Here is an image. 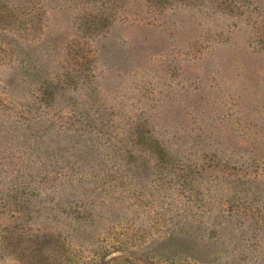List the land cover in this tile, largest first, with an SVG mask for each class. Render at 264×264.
I'll use <instances>...</instances> for the list:
<instances>
[{
  "label": "rangeland",
  "instance_id": "1",
  "mask_svg": "<svg viewBox=\"0 0 264 264\" xmlns=\"http://www.w3.org/2000/svg\"><path fill=\"white\" fill-rule=\"evenodd\" d=\"M2 18L20 29L0 86L30 111L0 134V264H264V226L234 213L264 211L235 188L264 175V0H0ZM42 81L46 133L27 129ZM0 104L1 129L21 105Z\"/></svg>",
  "mask_w": 264,
  "mask_h": 264
},
{
  "label": "trees",
  "instance_id": "2",
  "mask_svg": "<svg viewBox=\"0 0 264 264\" xmlns=\"http://www.w3.org/2000/svg\"><path fill=\"white\" fill-rule=\"evenodd\" d=\"M17 29L19 30L20 29V25L15 23V22H12L10 19L8 18H2L0 19V37L2 39H0V43H7V47L9 49H11L12 51H14V46L11 44V42H13V36H15V31H17ZM10 33L12 34L13 36H9V40L6 41L5 37H6V34L4 33ZM9 35V34H8ZM23 69V68H22ZM6 87H9L11 88V83H3L2 86H0V95L3 96V99H5L7 101V106L8 108H13L12 105H15L17 103V105H21L20 106V109H17L15 112L12 113V115L10 116V122H6L5 125L0 129V134L2 135H8L11 133V130H9L11 127H13L11 124L13 125H16L19 121V119L25 114V113H29L30 111V106H29V103H26V104H22L20 102H17L16 98L13 96V94H11V92H9L7 90ZM31 93L33 96H34V101L36 100V105H38L37 107H35V111H36V114H34V116H31V118L29 119V122H31L32 118L35 117L36 121L29 124L27 126V129H30L31 127L33 129H35L37 132H45L48 131L49 129H52V125L54 124H49V125H44L41 121V116L43 113V110H45L46 108L50 107V103H52L55 99V96L57 94H59V87L57 86H52L50 85L48 82L46 81H42L40 83V85L36 88V89H33V91L29 92ZM35 93V95H34ZM24 105V106H23ZM2 104H0V109L2 108ZM43 108V110H41ZM41 111V112H39ZM39 113V114H37ZM54 119V118H53ZM40 123V124H38ZM55 123H57V128L58 129H61V128H64L65 129V132H69V131H72L74 134H76L78 137H85L86 135H89L90 132H87L83 129H81V125H83V123H81L80 125V128H71V127H67V125H60L58 123L57 120H55ZM85 124V123H84ZM51 125V126H50ZM19 127V126H17ZM15 127V128H17ZM71 129V130H69ZM70 137V136H68ZM73 144H77L79 145V142L78 140H75L73 142ZM157 143L156 142H151V144H149L151 151L153 150L154 153H158L160 154V147L159 145H156ZM148 145V144H147ZM148 146V147H149ZM38 149V148H35L33 150V152ZM129 158H131L129 156ZM68 159H71V157ZM69 162H67L66 166H69L68 164ZM71 165L74 166V162H71ZM70 169H72V167H70ZM59 170V169H58ZM56 173L57 171H55V169H53V172L52 173ZM87 179V176L84 178V180ZM236 185H235V188H236V191H239V192H243L244 190H241V187L244 186L246 187L247 191H246V194L247 195V192L250 191L253 193H259L261 194L262 196H264V191L261 190V188H258V187H252L254 184H260V183H264V175L263 174H257V175H252V172L250 173H245L243 175L242 178H239L237 177L236 178ZM76 187H82V185H76V184H69L66 191H70L72 192L73 195H76ZM243 205H244V202H243ZM236 213L240 218V219H243V220H247V219H250L251 221L249 222H254L255 224H259V225H262L264 226V211L261 210V212H258L257 209L254 210V213L255 215L253 214H249V211H247V213L249 214V216L247 215H241L239 213L234 212ZM234 213L230 214L229 217H237L234 215ZM260 213V214H259ZM256 220H260V221H256ZM264 231V229H263ZM263 233V232H262ZM262 236V235H261ZM261 236H254V238L257 240L256 241H261L260 240V237Z\"/></svg>",
  "mask_w": 264,
  "mask_h": 264
}]
</instances>
